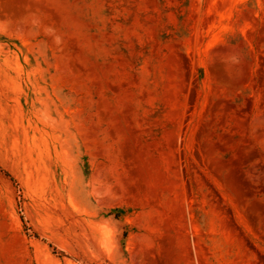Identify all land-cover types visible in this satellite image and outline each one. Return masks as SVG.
Wrapping results in <instances>:
<instances>
[{"label": "rangeland", "instance_id": "1", "mask_svg": "<svg viewBox=\"0 0 264 264\" xmlns=\"http://www.w3.org/2000/svg\"><path fill=\"white\" fill-rule=\"evenodd\" d=\"M0 264H264V0H0Z\"/></svg>", "mask_w": 264, "mask_h": 264}]
</instances>
